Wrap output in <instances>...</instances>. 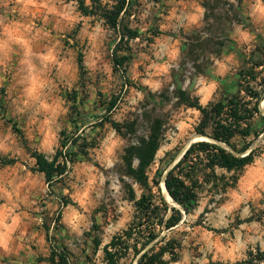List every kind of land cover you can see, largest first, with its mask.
<instances>
[{
	"label": "rangeland",
	"instance_id": "374dc122",
	"mask_svg": "<svg viewBox=\"0 0 264 264\" xmlns=\"http://www.w3.org/2000/svg\"><path fill=\"white\" fill-rule=\"evenodd\" d=\"M251 53L264 62V0H0V264H49L51 245L67 250L69 264H104L102 247L132 220L127 184L136 199L147 193L124 173L125 148L162 120L147 175L163 197L153 180L200 118L179 90L201 106L224 99ZM115 54L126 63L116 66ZM257 71L259 81L264 67ZM263 124L257 117L253 126ZM254 147L224 200L200 193L172 233L179 264H249L264 251V132ZM34 152L60 153L65 173L46 181Z\"/></svg>",
	"mask_w": 264,
	"mask_h": 264
},
{
	"label": "trees",
	"instance_id": "16d2710c",
	"mask_svg": "<svg viewBox=\"0 0 264 264\" xmlns=\"http://www.w3.org/2000/svg\"><path fill=\"white\" fill-rule=\"evenodd\" d=\"M122 9L123 6H119L114 16L109 18L111 27L116 26ZM81 10L84 13L88 11L84 6ZM128 33L129 38L136 37L135 32L128 30ZM124 38L123 33L120 40L123 41ZM114 61L116 66H122L126 63L127 56L115 54ZM244 64L245 67L237 73L236 91L222 100L201 106L198 101H192L189 93L179 90L177 94L184 105L193 107L200 113L194 133L223 143L231 151L210 140L191 143L164 179L165 189L175 206L169 205L161 194L155 196L152 193L147 175V169L153 163L163 141L162 120L155 119L145 138L125 148L124 173L140 187L147 189V193L136 199L133 188L127 184L128 194L134 205L132 220L102 247L104 264H179L182 242L173 237L172 233L185 223V217L198 206L200 193L208 192L210 202L221 203L227 190L237 184L240 172L253 163L257 156L255 141L264 132V124L260 129L253 126L257 117L264 121L259 106L264 100V78L258 81L260 71H257L259 68L263 69L264 62L256 60L254 53H251ZM79 65L82 69L81 58ZM124 80L128 82L126 76ZM114 105L115 101H112L109 107ZM59 157L61 154L56 153L49 160L41 153H33L37 170L44 174L48 182L54 176L61 177L65 173L66 160L60 164ZM161 179L162 177L153 180L159 192ZM64 204L67 205L66 202ZM46 239L50 241L48 233ZM93 243L95 249H98L99 240L95 239ZM68 255L65 248L51 245L47 262L69 264ZM128 256L130 261L123 263ZM255 261L264 262V251L258 252L247 263ZM207 264L223 263L209 261Z\"/></svg>",
	"mask_w": 264,
	"mask_h": 264
},
{
	"label": "bare ground",
	"instance_id": "6f19581e",
	"mask_svg": "<svg viewBox=\"0 0 264 264\" xmlns=\"http://www.w3.org/2000/svg\"><path fill=\"white\" fill-rule=\"evenodd\" d=\"M199 140H210V141L216 142V141H214V140L208 139V138H206V137H204V136H201V135H194V136L192 137L191 142H192V141H199ZM219 144H220L222 147H225V145H223V144H221V143H219ZM188 146H189V144L186 146V148H187ZM186 148L182 151V153H180L178 159L182 156V154H183V152L186 150ZM176 161H177V160H176ZM176 161H175V162H176ZM163 178H164V175H163L162 179L160 180L159 186H160V188H161V192H162V194H163L164 200H165L166 202H170V197L168 196V193H167V191H166V189H165V186H164V184H163ZM174 204H175V203H174ZM174 206H175V205H174Z\"/></svg>",
	"mask_w": 264,
	"mask_h": 264
},
{
	"label": "water",
	"instance_id": "95a60500",
	"mask_svg": "<svg viewBox=\"0 0 264 264\" xmlns=\"http://www.w3.org/2000/svg\"><path fill=\"white\" fill-rule=\"evenodd\" d=\"M196 135H197V134H196ZM201 136H202V135H201ZM207 138H208V137H207ZM194 142H195V141H194ZM216 142H217V141H216ZM191 143H193V142H191ZM191 143H190V144H191ZM190 144H189V145H190ZM216 144H218L219 146H221V145L219 144V142H217ZM221 144H223V143H221ZM224 145H225V144H224ZM225 146H226V145H225ZM188 147H189V146H188ZM188 147H187V148H188ZM221 147H222V146H221ZM187 148H186V149H187ZM228 149H229V148H228ZM185 151H186V150H185ZM185 151H184V152H185ZM229 151H231V149H229ZM184 152H183V154H184ZM183 154H182V155H183ZM181 157H182V156H181ZM178 160H179V159H178ZM178 160H177V161H178ZM177 161H176V162H177ZM176 162H173V163L169 166V168H167L166 171L164 172V174H163V175H164V178H163V184H164V179H165V177H166L167 172H168V171H169V170L175 165ZM168 196H169V195H168ZM169 197H170V196H169ZM170 200H171V198H170ZM133 264H135V262H134Z\"/></svg>",
	"mask_w": 264,
	"mask_h": 264
}]
</instances>
